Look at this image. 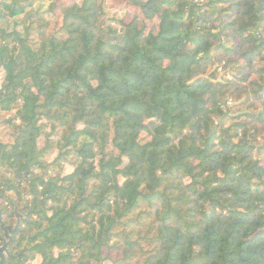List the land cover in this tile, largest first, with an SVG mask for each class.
<instances>
[{"label":"trees","instance_id":"obj_1","mask_svg":"<svg viewBox=\"0 0 264 264\" xmlns=\"http://www.w3.org/2000/svg\"><path fill=\"white\" fill-rule=\"evenodd\" d=\"M50 1L0 0V199L31 257L264 264V0Z\"/></svg>","mask_w":264,"mask_h":264},{"label":"flooded vegetation","instance_id":"obj_2","mask_svg":"<svg viewBox=\"0 0 264 264\" xmlns=\"http://www.w3.org/2000/svg\"><path fill=\"white\" fill-rule=\"evenodd\" d=\"M29 223L30 211L24 199L20 204L0 201V264H31L40 258L31 257L25 235L31 231Z\"/></svg>","mask_w":264,"mask_h":264},{"label":"rangeland","instance_id":"obj_3","mask_svg":"<svg viewBox=\"0 0 264 264\" xmlns=\"http://www.w3.org/2000/svg\"><path fill=\"white\" fill-rule=\"evenodd\" d=\"M52 2L55 0H51ZM50 1V2H51ZM59 4L65 2V3H72V2H77L80 0H56ZM55 1V2H56ZM54 2V4H55ZM36 3H38L36 1ZM107 11H108V17L109 18H121L125 21H128L131 18L132 15V11L130 8H127L125 6H123L122 4H120L119 2L115 1V0H107V5H106ZM57 11L55 12V14H51V22L55 21L54 18H56V14H58V9H56ZM232 75V73H230V71L226 70V69H219L218 71V79L222 80V79H226L229 78ZM4 77V70L0 71V86L2 83ZM15 114V111H12L10 113H5L0 111V140H2L3 142L6 143H11L13 141V132H12V127L10 126V124L8 122H6V119L10 118L12 115ZM53 158V156L51 157V159ZM72 167L69 164H66L64 167L63 172L64 173H69L72 171ZM1 201V199H0ZM22 202V201H21ZM21 202H17L18 204H20ZM38 262H40V258H37V260H34L33 262H31V264H38ZM105 264H111V262H106Z\"/></svg>","mask_w":264,"mask_h":264}]
</instances>
